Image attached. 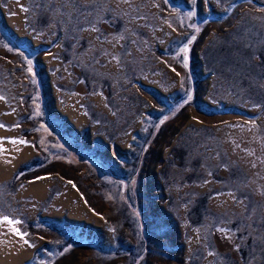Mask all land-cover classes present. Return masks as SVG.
<instances>
[{
  "label": "rangeland",
  "instance_id": "rangeland-1",
  "mask_svg": "<svg viewBox=\"0 0 264 264\" xmlns=\"http://www.w3.org/2000/svg\"><path fill=\"white\" fill-rule=\"evenodd\" d=\"M0 264H264V0H0Z\"/></svg>",
  "mask_w": 264,
  "mask_h": 264
},
{
  "label": "snow or ice",
  "instance_id": "snow-or-ice-1",
  "mask_svg": "<svg viewBox=\"0 0 264 264\" xmlns=\"http://www.w3.org/2000/svg\"><path fill=\"white\" fill-rule=\"evenodd\" d=\"M15 142V141H14ZM21 142H23V141H21ZM9 223H13V221H8Z\"/></svg>",
  "mask_w": 264,
  "mask_h": 264
}]
</instances>
